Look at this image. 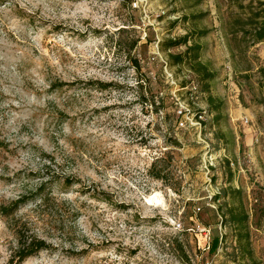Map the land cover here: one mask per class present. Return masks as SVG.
Here are the masks:
<instances>
[{
	"label": "rangeland",
	"instance_id": "374dc122",
	"mask_svg": "<svg viewBox=\"0 0 264 264\" xmlns=\"http://www.w3.org/2000/svg\"><path fill=\"white\" fill-rule=\"evenodd\" d=\"M263 32L264 0H0V264H264Z\"/></svg>",
	"mask_w": 264,
	"mask_h": 264
},
{
	"label": "trees",
	"instance_id": "16d2710c",
	"mask_svg": "<svg viewBox=\"0 0 264 264\" xmlns=\"http://www.w3.org/2000/svg\"><path fill=\"white\" fill-rule=\"evenodd\" d=\"M197 36L204 35V32L196 33ZM190 35L185 34L178 38L166 39L161 42L160 47L162 51H168L169 49L176 48L184 45L185 50L181 53L168 54V59L170 60L171 65L184 64L189 67L194 73H196L203 86V90L209 92V82L215 78V73L211 71L204 63L200 61L201 46L196 42L190 41ZM264 38V32L259 36V39ZM207 102L210 106H213L215 109H218L222 106V103H215V98L208 94ZM227 167H229L230 162L226 161ZM152 170V167L150 168ZM155 178H162L160 173L153 174L150 173ZM66 184L69 185L71 182L70 178L64 179ZM42 186H40L36 193L40 192ZM236 193H240L238 190ZM223 194H226V190L222 191ZM220 193L214 196V200L219 198ZM22 200H17L16 203H22ZM218 208L221 210V225L223 227L230 226L235 232V242L237 243V251L245 256L251 258V250L248 245V231H247V215L242 207V204H228L227 202L224 205H218ZM224 209L225 211H222ZM223 236L218 234L212 238L210 243L213 249H217L220 244V241ZM245 241V245H241ZM45 241L42 239L30 240L20 245L14 253V255L8 259L4 264H21L26 258L31 255H34L41 250L47 249Z\"/></svg>",
	"mask_w": 264,
	"mask_h": 264
},
{
	"label": "built area",
	"instance_id": "2783aa9c",
	"mask_svg": "<svg viewBox=\"0 0 264 264\" xmlns=\"http://www.w3.org/2000/svg\"><path fill=\"white\" fill-rule=\"evenodd\" d=\"M192 88L196 89V86H193ZM178 114L181 115L180 120L178 121V126L179 127H184L185 123H186L185 119H188V116H187L188 115V109L183 106L182 109L178 110ZM194 120H195L194 121L195 125H201L202 124V120H203L202 114L200 113L197 116V119L195 118ZM246 121H247V119H246Z\"/></svg>",
	"mask_w": 264,
	"mask_h": 264
},
{
	"label": "bare ground",
	"instance_id": "6f19581e",
	"mask_svg": "<svg viewBox=\"0 0 264 264\" xmlns=\"http://www.w3.org/2000/svg\"><path fill=\"white\" fill-rule=\"evenodd\" d=\"M152 199H153L154 202H158L159 201L158 198H157V193L155 195H153Z\"/></svg>",
	"mask_w": 264,
	"mask_h": 264
}]
</instances>
